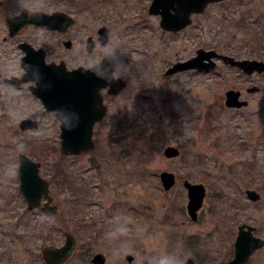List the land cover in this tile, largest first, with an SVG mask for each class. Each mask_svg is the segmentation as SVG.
I'll use <instances>...</instances> for the list:
<instances>
[{
  "label": "rangeland",
  "instance_id": "rangeland-1",
  "mask_svg": "<svg viewBox=\"0 0 264 264\" xmlns=\"http://www.w3.org/2000/svg\"><path fill=\"white\" fill-rule=\"evenodd\" d=\"M116 1L122 15L105 47L98 42L94 61L110 56L130 86L111 99L114 109L97 126L94 150L62 154L54 114L0 86V264H46L43 248L62 246L67 232L77 245L64 264H94L98 253L104 264H157L165 257L225 264L241 224L264 238V73L247 75L218 61L212 71L165 74L200 48L264 60V0L210 4L179 34L146 18L136 0ZM107 6L96 8L95 28L109 24L98 15ZM254 85L259 90L249 92ZM230 89L240 90L248 106L228 108ZM24 119L39 120L38 128L23 129ZM168 146L180 155L167 158ZM20 153L41 164L56 216L29 210L20 191ZM163 171L176 175L169 191ZM187 179L208 191L197 220L187 211ZM247 189L261 199L249 200ZM247 264H264V248Z\"/></svg>",
  "mask_w": 264,
  "mask_h": 264
},
{
  "label": "water",
  "instance_id": "water-1",
  "mask_svg": "<svg viewBox=\"0 0 264 264\" xmlns=\"http://www.w3.org/2000/svg\"><path fill=\"white\" fill-rule=\"evenodd\" d=\"M222 1L225 0H154L151 11L161 14L160 25L164 29L177 32L192 23L194 13H203L210 4ZM101 34V42L107 43L109 41L108 29L102 28ZM217 60L232 67H238L247 75L264 73V60L238 59L214 49L200 48L195 56L176 62L167 69L165 74L172 76L189 70L211 71L216 68ZM115 67V60L105 57L100 68H80L69 71L62 64H44L38 71V77H36L38 87L34 89V93L61 121V151L64 155H80L95 148V124L101 121L107 113L101 90L109 87V93L116 95L126 87L124 79L114 76ZM258 90L259 87L256 85L248 88V91L252 93ZM241 96L240 90H228L225 105L228 108L238 109L247 107L248 100H242ZM21 127L33 129L38 127V123L32 119H24ZM164 155L167 158H175L180 155V150L175 146H168L164 150ZM40 165L26 154H19L20 190L27 201L29 210L40 208L47 215L56 216L59 211L58 206L52 204L54 197L50 190V182L41 176ZM160 180L167 191L176 185V175L170 171L161 172ZM184 186L188 190V214L193 220H197L207 195V188L203 183H193L188 179L184 181ZM246 194L253 202L261 199V194L255 189H247ZM44 198L47 202L42 205ZM255 230L253 226H239L235 241V255L225 264H246L256 251L264 247V238L256 236ZM76 244L74 234L67 232L65 243L62 246L48 245L43 248L45 263L64 264L73 254ZM127 259L132 262L134 258L127 255ZM105 261V256L101 253L92 258L94 264H104ZM183 264L196 263L194 258H189Z\"/></svg>",
  "mask_w": 264,
  "mask_h": 264
},
{
  "label": "flooded vegetation",
  "instance_id": "flooded-vegetation-1",
  "mask_svg": "<svg viewBox=\"0 0 264 264\" xmlns=\"http://www.w3.org/2000/svg\"><path fill=\"white\" fill-rule=\"evenodd\" d=\"M153 1L136 0V3L140 5L146 18L153 17L158 22L162 16L151 11ZM106 4L107 9L98 15L105 16L109 24L95 28V10L102 7L104 9ZM117 4L116 0H0V86L17 96L29 95L43 103L34 93V89L38 87L36 77L42 65L62 64L69 71L100 68L102 60L96 64L94 54L100 47L98 42L104 47L106 45L101 42V29H108L109 41L115 33L112 22L122 15ZM198 15L201 14H193L192 17ZM191 25L177 32L161 28L168 33L179 34ZM117 65L116 62L114 76L124 79L126 87L116 95L109 93V87L101 90L107 113L102 121L95 124V133L97 126L107 120L114 109L111 99L123 95L130 86L126 77L118 73ZM119 112H123L121 108L117 114ZM55 118L61 128V121L56 116ZM116 118L121 120L123 115ZM118 131H123V125H120ZM45 203L42 200V205Z\"/></svg>",
  "mask_w": 264,
  "mask_h": 264
},
{
  "label": "clouds",
  "instance_id": "clouds-1",
  "mask_svg": "<svg viewBox=\"0 0 264 264\" xmlns=\"http://www.w3.org/2000/svg\"><path fill=\"white\" fill-rule=\"evenodd\" d=\"M157 264H178V262L171 257H165L160 259Z\"/></svg>",
  "mask_w": 264,
  "mask_h": 264
}]
</instances>
